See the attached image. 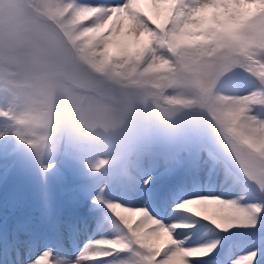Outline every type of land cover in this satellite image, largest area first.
<instances>
[{
  "label": "rangeland",
  "instance_id": "obj_1",
  "mask_svg": "<svg viewBox=\"0 0 264 264\" xmlns=\"http://www.w3.org/2000/svg\"><path fill=\"white\" fill-rule=\"evenodd\" d=\"M66 1L31 0L39 7L38 11L34 10V13L39 15L50 13L64 26L68 33L67 40L79 47V54H81V48L90 40V38L84 39L85 32L96 31L90 25H95V27H104L109 25L108 23L112 25L111 31L100 40H96L84 55L90 59L87 65L94 66L97 73L100 71L105 73L107 72L105 52L111 46L116 45L118 57L112 76L113 80L116 79L119 88L115 85H108L103 94H113L121 102L116 103L101 95L94 96L83 112L79 113L78 101L76 102L79 92L68 88L59 79L62 68L58 64L65 62L63 54L68 53L60 32L48 23H35L29 11L22 7V5H28L25 0H0V147L4 148L8 154V158L0 163L3 170L13 163L28 159L31 155L29 149L32 150L38 143L41 142L42 147L46 146V138L56 128L55 124L66 114L59 130L61 132H58L62 135L61 141L68 136V133H71L69 137L79 135L85 138L88 135L95 141L97 139H123L141 148L144 146L155 148L156 151L152 154L142 149L133 151L131 154V162L126 169L132 180L131 184L134 186L133 198L125 195L121 186L119 191L116 187L112 189V186H108L110 178H105L100 186L106 188V192L103 190L97 194L98 188H95V193L88 192L93 190L90 180L84 187L81 186L83 189H73L67 193L72 209L58 207L65 215L80 213L77 216H90L89 209L100 203L110 211L115 210L113 221L100 227L102 233L113 237L109 241L111 244L118 243V238L128 233H131L130 238L140 245L157 243L164 239L163 236L154 238V233L159 231V222L155 221L148 212V208L152 207V189L150 190L146 185L158 176H167L168 173H165V170H174L178 167L175 156L162 150L164 146L177 144L180 146L177 151L178 155L186 157L188 153H191L194 159L198 158L200 175L205 180L210 173L211 163L219 156V170L222 171L228 167L231 159L232 161L239 159L244 166L236 170L238 169L243 176L250 177L249 180L257 184L264 181V87L256 95L259 90L252 88L253 83L247 80L251 76L255 78H263V76L259 75L254 63L246 64L243 59L234 55L241 56V51L248 46L264 54V0H192L191 2V9L188 11L189 14L191 13L190 27L195 25L197 20L202 21L203 14H205L203 12L209 10L216 21V24L210 20L206 21L198 31L199 35L212 37L214 34L212 28L218 29V14L212 10L215 1L223 2L232 16L234 29L231 25V30L227 32H232L237 37L231 38L223 34L230 40L232 48L222 53V55L228 54L231 57L228 61L225 59L223 63L222 72L225 74L226 89H223L221 93L226 95V98L231 94L233 104H226L227 106L220 104L229 100L223 99L219 103L212 86L214 73L210 71V58L215 52L217 54L218 43L214 46L213 41L212 44L206 43L201 38L194 39L189 45V53L186 51L185 54L190 55L187 61L190 62L191 59L192 65L183 68V75H180V68H178L176 85L169 91L166 99H170L173 105H176L174 109L177 112H179V106L189 108L190 110H187L189 112L202 110L205 107L206 116L215 122L211 124L201 116V112L187 117L179 116L174 111L152 110L145 103L150 107L146 108V105L140 101V97L135 101L130 95L128 86L125 88L129 83L136 81L134 74L129 70H134L135 66L146 57L145 46L142 48L143 52L138 55L139 51L136 49L127 51V44L134 46L140 38L152 34L153 28L147 24L144 13L146 9L152 8L153 14L158 17L159 3L163 0H85L77 5L73 2L74 8L79 4L84 5L85 20L73 17L69 13L70 9L65 10ZM88 14H91V18L87 17ZM166 23L167 20L164 24ZM112 32L114 36L108 40V35ZM95 35V33L92 35L93 38ZM47 36L49 42L44 41ZM214 41L216 43L218 38H214ZM237 41L243 42L236 43ZM202 47L209 49L211 52L209 56H199ZM47 52L48 57H46ZM216 54L212 60V68H214V58L216 61ZM197 56L201 60H193ZM148 60L146 68L149 67V69L147 71L160 72L161 76L157 75L158 80L148 72L146 76L145 68L143 79L149 91L157 94L158 90L151 85V80L165 85L174 77L172 70H169L173 62L172 41L170 45L159 41L152 42ZM77 62L78 59H76ZM161 64L165 69L160 68ZM85 71L86 69L80 63L77 75L81 83L101 81L94 77V74L91 75ZM216 93L220 94V92ZM251 98L260 105L259 111L252 112ZM44 109L46 110L45 115H43ZM122 109L128 112L137 110V114L145 116L146 120H143L141 125H136L130 121L132 119L123 117ZM239 109L244 112L245 118L237 113ZM228 132L235 136L233 138L237 141L238 147H241L239 152L236 150L232 153L233 139L229 137ZM17 142H21V146H17ZM206 144H210L214 152L211 153ZM222 144H225L224 148ZM244 145L247 147L245 148ZM24 147L29 149L24 150ZM101 148L109 154H99L97 156L99 163L113 162L111 147L105 145ZM171 149L176 148L171 147ZM12 151L13 154H9ZM217 152H220L223 158ZM92 161L90 158H85L81 162L82 165L71 163L65 168L60 163H56L55 167L60 171L62 179L69 182L91 174ZM235 174L232 173L231 176ZM215 177L217 182L223 183L224 174L218 171ZM24 181L29 191V200L18 218L12 214L20 209L16 204V187L9 190L10 197L3 211L6 233L21 217L35 214L39 186L43 180L40 175L34 174L25 177ZM235 195V193L231 194L232 197ZM197 206L196 204L191 205V207ZM199 210L208 215L215 214L210 213L212 211H217L214 205L199 207ZM134 248L140 247L134 245Z\"/></svg>",
  "mask_w": 264,
  "mask_h": 264
},
{
  "label": "snow or ice",
  "instance_id": "obj_2",
  "mask_svg": "<svg viewBox=\"0 0 264 264\" xmlns=\"http://www.w3.org/2000/svg\"><path fill=\"white\" fill-rule=\"evenodd\" d=\"M5 158L0 147V161ZM156 184L161 188L152 191L148 212L159 222L154 238L164 239L125 252L106 243L113 237L102 233L94 210L90 216L62 213L44 179L33 216L21 217L6 233L0 211V264H264V181L225 174L219 183L211 172L205 180L196 158L156 177ZM208 205L216 207L215 214L199 210Z\"/></svg>",
  "mask_w": 264,
  "mask_h": 264
},
{
  "label": "trees",
  "instance_id": "obj_3",
  "mask_svg": "<svg viewBox=\"0 0 264 264\" xmlns=\"http://www.w3.org/2000/svg\"><path fill=\"white\" fill-rule=\"evenodd\" d=\"M169 6V5H168ZM168 8L169 7H167L166 5H163L162 4V6H161V8L159 9V13H158V17H157V20H159V21H162V20H164V19H166V17L168 18ZM84 11L85 10H82V8H79V9H77V12L75 11L74 12V16H76V17H80V18H82L83 19V17H84ZM204 19L202 20V21H200L199 22V20H197V22L195 23V25H193V26H191L189 29H188V32H189V34H191L192 36H197V32L199 31V29H200V27L201 26H203L204 25V23L206 22V21H211V22H214V24H216L215 22V20L212 18V16H211V14H204ZM202 17V18H203ZM213 24V25H214ZM212 30H213V33L216 35V36H218L217 38H220L221 36H222V34L220 33V29H219V27H218V29H216V27H213L212 28ZM141 45H134L133 46V49H136V51H139L138 52V55H140L139 53H141L142 52V45L143 46H145V48H146V44H147V41H146V39L144 38V39H142V41H141ZM86 45H84L83 46V50H81V54H82V51L84 52V47H85ZM139 57V56H138ZM160 68L161 69H165L164 67H163V64H161L160 65ZM258 70L259 71H262V69H260V68H258ZM99 76V75H98ZM74 77H76V78H78V75L76 74V73H74ZM218 96V101H219V103H220V101L221 100H223V98L220 96V95H217ZM229 101H225V102H222V103H220V104H225L226 105V103H228ZM227 106V105H226ZM235 137V136H234ZM222 146H223V148L225 147V144H222ZM221 146V147H222ZM232 153L233 152H235L236 150H237V152H239L240 151V147H238V145H237V141H235V138H233V145H232ZM236 152V153H237ZM245 157V156H244ZM251 157H253V156H251ZM245 158H248V157H245ZM230 165L232 166V167H234V168H238V167H242V166H244V164L241 162V160H239V159H233V161H232V159H231V161H230ZM228 170H230V168L229 167H226L225 168V171H228Z\"/></svg>",
  "mask_w": 264,
  "mask_h": 264
},
{
  "label": "bare ground",
  "instance_id": "obj_4",
  "mask_svg": "<svg viewBox=\"0 0 264 264\" xmlns=\"http://www.w3.org/2000/svg\"><path fill=\"white\" fill-rule=\"evenodd\" d=\"M114 34H115V31H114ZM111 36H112V37L114 36V35H113V32L110 33V34L108 35V38H107V37H106V38H107L108 40H111V38H110ZM31 49H32V48H31ZM38 54H39V53H38ZM34 55H35V53H34Z\"/></svg>",
  "mask_w": 264,
  "mask_h": 264
},
{
  "label": "clouds",
  "instance_id": "obj_5",
  "mask_svg": "<svg viewBox=\"0 0 264 264\" xmlns=\"http://www.w3.org/2000/svg\"><path fill=\"white\" fill-rule=\"evenodd\" d=\"M180 211H182V210L178 208V209L176 210V214L178 215ZM178 218H182V219H183L184 217H179V216H178ZM178 226H183V225H178Z\"/></svg>",
  "mask_w": 264,
  "mask_h": 264
}]
</instances>
